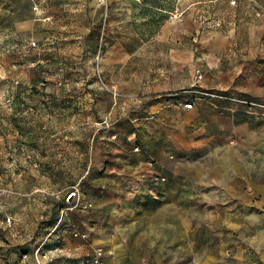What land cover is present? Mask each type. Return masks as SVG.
<instances>
[{"label":"rangeland","instance_id":"1","mask_svg":"<svg viewBox=\"0 0 264 264\" xmlns=\"http://www.w3.org/2000/svg\"><path fill=\"white\" fill-rule=\"evenodd\" d=\"M50 32L2 33L0 23V264H124L104 240L114 212L130 233L131 172L147 162L149 135L130 89L154 43ZM193 168L185 191L198 186ZM214 184L183 202L185 255L156 264H264V197ZM141 198L133 205L148 209L153 199Z\"/></svg>","mask_w":264,"mask_h":264},{"label":"crops","instance_id":"2","mask_svg":"<svg viewBox=\"0 0 264 264\" xmlns=\"http://www.w3.org/2000/svg\"><path fill=\"white\" fill-rule=\"evenodd\" d=\"M230 1L0 0L2 33L56 30L84 40L108 30L154 43V56L146 63L150 71L130 89L136 115L144 109L149 116L147 162L137 161L127 196L130 233L117 229L120 220L114 212V229L104 240L119 263L181 260L186 246L183 202L199 196L204 181L226 183L233 196L264 197V0H252V10L247 0H237L236 6ZM176 9L182 13L178 20L172 19ZM213 21H221L224 29ZM197 71L203 75L200 82ZM194 84L260 106L200 101L187 110L188 96L181 92ZM191 166L198 186L185 191ZM143 196L153 199L148 209L133 205Z\"/></svg>","mask_w":264,"mask_h":264},{"label":"built area","instance_id":"3","mask_svg":"<svg viewBox=\"0 0 264 264\" xmlns=\"http://www.w3.org/2000/svg\"><path fill=\"white\" fill-rule=\"evenodd\" d=\"M100 1L103 2V0H100ZM246 2H247L245 4L246 8L252 10L254 8V5H253L254 2L252 0H247ZM230 4L232 6H236L237 0H231ZM256 15L260 16V13L257 11ZM181 16H182L181 10L176 9L172 15V19L178 20L179 18H181ZM46 20L51 22L50 18H47ZM213 26L215 28H223V23L221 21H213ZM202 79H203V76L201 72L197 71L196 73L197 82L202 81ZM183 93L188 96L187 100L184 103V107L187 110L193 109L196 106V104L200 101H205V102H209L212 104L235 103V104L247 106L249 108H255V107H258L259 105L251 101L241 100V99L231 97L225 94L224 92L204 89L202 87H199L198 84H194L191 88L184 90Z\"/></svg>","mask_w":264,"mask_h":264},{"label":"water","instance_id":"4","mask_svg":"<svg viewBox=\"0 0 264 264\" xmlns=\"http://www.w3.org/2000/svg\"><path fill=\"white\" fill-rule=\"evenodd\" d=\"M74 195H71V197L70 198H72Z\"/></svg>","mask_w":264,"mask_h":264}]
</instances>
